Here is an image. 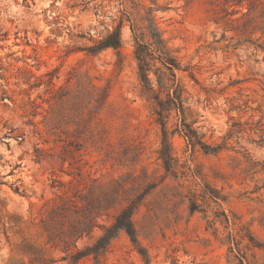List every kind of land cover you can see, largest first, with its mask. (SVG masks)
Listing matches in <instances>:
<instances>
[{
  "label": "rangeland",
  "instance_id": "374dc122",
  "mask_svg": "<svg viewBox=\"0 0 264 264\" xmlns=\"http://www.w3.org/2000/svg\"><path fill=\"white\" fill-rule=\"evenodd\" d=\"M243 3L0 0V264H144L123 231L75 260L127 206L150 264H264V0ZM154 33L180 67L167 143L173 77L148 59L146 92L135 56Z\"/></svg>",
  "mask_w": 264,
  "mask_h": 264
},
{
  "label": "trees",
  "instance_id": "16d2710c",
  "mask_svg": "<svg viewBox=\"0 0 264 264\" xmlns=\"http://www.w3.org/2000/svg\"><path fill=\"white\" fill-rule=\"evenodd\" d=\"M254 0H252L253 2ZM225 4H231L238 7H243L244 3L243 0H224ZM251 10L250 7H248V12ZM151 43L148 45H143L139 42V40H136V47H135V56L138 61V73H139V79L142 84L143 89L146 92H151V94H154V90L152 89L151 80L149 78V69L147 68L148 59L150 60H157L160 65L161 69L159 71H162L160 75H157V85L159 89H161V83L163 77L167 76L165 74V71H168L169 75L173 77V79H170L167 76L168 80H171V84L166 89V99L162 100L159 95L153 97L154 101V112L158 116V121L161 124L162 127V133H163V142L167 143V130H166V123H165V115L170 114L174 112L175 114H181L183 113V105H182V89L174 79V73L173 70H179L180 67L176 60L171 57L166 50L165 44L163 39L160 37L158 33H154L150 35ZM121 33L119 28L113 29L111 32H108L106 36L98 42L97 51H101L103 49L112 48L116 51H118L121 47ZM149 56V57H147ZM148 99L149 96H148ZM182 129H180V132L183 134L184 138L186 139L187 144L195 148L202 149L205 153L215 154L219 151V146L211 147L210 145H207L203 141V136H199L197 131L191 128L189 124L182 123ZM169 155H161L160 159L163 162L164 167L167 169L169 167ZM217 200V197H216ZM192 211L195 210V207L191 208ZM132 214L133 209L130 206L124 207L121 212L115 217L114 223L106 229V231L99 237V239L96 241V243L87 250V253L85 254H79L78 257H76L75 260H78L82 256L92 254L94 256V259L96 262H99V256L102 255L111 239H113L116 234L119 231L125 232V234L130 239V242L132 243L135 250H137L138 254L140 255L141 260L144 264H150V258L146 251L140 246V243L138 241L136 230L134 228L133 222H132ZM215 218L214 221H219L220 224H224L225 227L230 225V219L225 215L224 213L214 212ZM220 215L223 217V219L220 217Z\"/></svg>",
  "mask_w": 264,
  "mask_h": 264
}]
</instances>
